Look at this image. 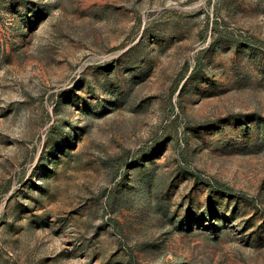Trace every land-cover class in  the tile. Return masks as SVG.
Returning a JSON list of instances; mask_svg holds the SVG:
<instances>
[{
	"label": "rangeland",
	"instance_id": "374dc122",
	"mask_svg": "<svg viewBox=\"0 0 264 264\" xmlns=\"http://www.w3.org/2000/svg\"><path fill=\"white\" fill-rule=\"evenodd\" d=\"M0 264H264V0H0Z\"/></svg>",
	"mask_w": 264,
	"mask_h": 264
}]
</instances>
